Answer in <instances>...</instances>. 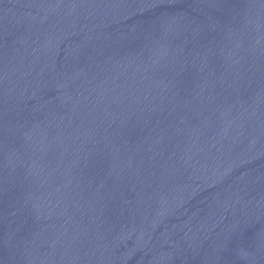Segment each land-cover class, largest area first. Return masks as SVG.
<instances>
[{"label":"water","instance_id":"1","mask_svg":"<svg viewBox=\"0 0 264 264\" xmlns=\"http://www.w3.org/2000/svg\"><path fill=\"white\" fill-rule=\"evenodd\" d=\"M0 264H264V0H0Z\"/></svg>","mask_w":264,"mask_h":264}]
</instances>
